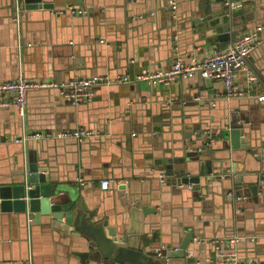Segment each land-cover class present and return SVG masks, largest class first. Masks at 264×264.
<instances>
[{"label": "crops", "instance_id": "obj_1", "mask_svg": "<svg viewBox=\"0 0 264 264\" xmlns=\"http://www.w3.org/2000/svg\"><path fill=\"white\" fill-rule=\"evenodd\" d=\"M49 1L54 9L72 4L87 12L54 14L19 6L16 15L11 0H0V81L20 74L55 80L134 77L166 68L178 55L203 58L221 51L259 26L262 42L247 59L257 79L250 83L247 73L239 72L235 84L245 94L232 97L220 80L199 75L177 77L168 86L143 80L99 84L77 105L57 89L32 90L25 115L15 106L0 108V183H19L18 174L27 175L29 159H36L62 186L77 189L87 214L95 210L110 226L129 227L139 218L148 237L157 232L162 248L177 247L192 228L197 235L190 254L198 261L208 263L216 240L242 258L264 261V181L256 194L240 196L234 181L243 175L257 184L264 174V0H239L249 21L224 39L204 29L202 0H176V10L168 7L170 0ZM236 115L244 120L245 133L244 148L235 149L224 132ZM76 128L93 134L14 141L36 131ZM175 140L181 144L177 149ZM195 145L213 167L202 192L167 181L162 169L164 157H175V150L190 159ZM199 163L185 161L192 172ZM103 179L110 181L107 189L100 186ZM47 221V216L28 222L24 214L0 212V262L85 264L77 254L85 248Z\"/></svg>", "mask_w": 264, "mask_h": 264}, {"label": "water", "instance_id": "obj_2", "mask_svg": "<svg viewBox=\"0 0 264 264\" xmlns=\"http://www.w3.org/2000/svg\"><path fill=\"white\" fill-rule=\"evenodd\" d=\"M208 1H210L209 6H207ZM11 2L15 13L20 6L25 10L50 9L57 14L54 3L49 0H11ZM201 6L206 12L204 29L212 28L221 39L231 38L243 28V24L249 21L239 0H202ZM168 7L176 10L172 5ZM173 130L175 131L176 128ZM244 133V120L239 115L233 116L228 131L224 132V136L230 139L232 148H244V137H242ZM208 139L207 141L211 142V135ZM217 144L213 142L215 147ZM180 146L179 141L175 140L173 147L177 149ZM228 146L230 147V144ZM199 147V145L192 147L188 154L190 159H186L184 155H175V150V157H164L162 169L170 178L167 181L180 185L191 184L193 190L202 192L201 188L209 183V178H213L210 177L213 167L212 164L201 159L206 151H199ZM185 161L200 162L198 171L192 172ZM233 171H236L235 166ZM17 178L19 183L13 184L10 183L11 181L0 183V212L24 214L28 222L32 219L38 221L47 216V224L50 227L65 232L79 248H85L84 251H77L85 264L88 261L97 264L101 262V264H208L207 261L196 260L195 254H190V242L194 241L197 235L192 228H186L185 236L177 249L158 247L157 243L161 239H158L157 232L148 237L144 229L139 227V218L133 225L122 228L110 226L106 217L97 218L95 210L87 214L88 209L82 208L79 204L77 189L62 186L36 159L30 158L28 174L25 175L22 171ZM234 181L237 186L239 185L238 190H241V192L237 191L238 196L249 195V192L256 194L260 181H264V174L258 175L257 184L251 180L246 181L243 175H239ZM242 184H250V187ZM28 261L29 259L25 262Z\"/></svg>", "mask_w": 264, "mask_h": 264}, {"label": "built area", "instance_id": "obj_3", "mask_svg": "<svg viewBox=\"0 0 264 264\" xmlns=\"http://www.w3.org/2000/svg\"><path fill=\"white\" fill-rule=\"evenodd\" d=\"M170 5L176 7V0H170ZM55 12V11H53ZM70 12L72 14H84L87 10L76 5H66L56 10V13ZM261 27H256L252 31H246L238 35L232 43L225 49L210 54L203 58L192 56L186 58L178 55L173 63L166 68H159L153 71L143 70L131 77L127 74L116 75H92L89 77H74L67 80L55 79H31L20 74L16 79L0 81V108L15 106L21 116L25 115L28 95L32 90L52 88L57 89L59 95L73 105L80 104L91 95V87L99 84L110 85L113 83H129L136 81H147L152 85L168 86L177 77L184 79L192 78L197 75L212 80H220L225 88V94L228 97L244 95L245 91L236 87L235 81L241 71L247 73L250 83L257 79V76L247 66V59L262 42L260 35ZM211 135L213 131L211 130ZM93 132L85 128H76L73 130H55V131H36L25 135L22 138H15V142H21L27 138H76L84 139L91 136ZM213 139V137H211ZM164 175V174H163ZM161 175V178L165 177ZM110 181L103 179L101 188L107 189ZM224 240L214 241L213 256L208 264H264L263 260L256 258H242L236 250L228 249L223 244ZM177 249V247L175 248ZM0 264H6L0 262ZM21 264H33L31 259Z\"/></svg>", "mask_w": 264, "mask_h": 264}]
</instances>
